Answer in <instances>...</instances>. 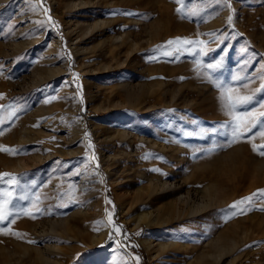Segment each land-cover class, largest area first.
Returning a JSON list of instances; mask_svg holds the SVG:
<instances>
[{"label": "rangeland", "instance_id": "1", "mask_svg": "<svg viewBox=\"0 0 264 264\" xmlns=\"http://www.w3.org/2000/svg\"><path fill=\"white\" fill-rule=\"evenodd\" d=\"M229 3L195 0L185 10L202 14L181 18L174 0H0V146L17 150H0V173L18 177L13 190L29 199L16 203L35 217L0 223V264H38L33 256L54 243L51 256L63 264H202V255L264 264V156L253 150H264V0ZM176 38L193 43L167 44ZM213 81L253 97L237 110L252 115L236 142ZM134 87L143 91L132 100ZM80 117L86 124L73 138ZM158 174L157 204H175L169 223H137L138 209L150 206L135 195ZM209 181L216 197L190 214L193 200L207 203ZM95 198L99 210L89 204ZM46 220L56 222L53 234H41ZM101 220L108 231L94 242ZM143 237L182 247L154 257Z\"/></svg>", "mask_w": 264, "mask_h": 264}, {"label": "bare ground", "instance_id": "2", "mask_svg": "<svg viewBox=\"0 0 264 264\" xmlns=\"http://www.w3.org/2000/svg\"><path fill=\"white\" fill-rule=\"evenodd\" d=\"M72 5V4H71ZM75 5V4H74ZM120 37V36H119ZM110 39V37L106 36L104 39H102V41H99L98 44L100 45V49L103 47V44H105V42H107L108 40ZM127 39V38H126ZM120 41V40H119ZM114 42V41H113ZM118 42V41H117ZM124 43V38L121 37V41L119 42L120 45H122ZM110 45V44H109ZM118 45H113V47H108V52L112 55V57H115L117 58L116 61H118L120 58L117 57L116 55L114 56V52L116 51V47ZM104 48V47H103ZM105 49V48H104ZM117 53V52H116ZM127 57H125L124 59H126ZM124 60H121L120 63L122 64ZM107 63V62H106ZM107 65V64H106ZM54 70V69H53ZM52 73V72H51ZM125 84V83H124ZM129 84V83H128ZM140 84V83H139ZM131 85V84H130ZM129 87V85L127 86ZM136 88L137 87H140V85L137 84V86H135ZM132 90V88L130 89V91H127V94L128 96H131V99L134 100V98H132L134 94H136L134 91H135V88ZM126 89V87H125ZM140 89V88H138ZM146 89V88H145ZM129 90V88L127 89ZM138 91H143V90H138ZM141 92H139V94H141ZM127 96V95H126ZM137 96V97H138ZM127 99V98H126ZM129 99V98H128ZM127 99V100H128ZM138 99V98H137ZM125 101V99H124ZM132 102V101H131ZM137 105V104H136ZM43 107V106H41ZM32 118V117H31ZM99 123L97 120H95V126H99ZM86 122H85V119L83 117H80L77 121V124L74 128V132L75 134H73V136L71 135V137L73 138H76L78 137V135H82V130L85 126ZM72 128V129H73ZM83 140V139H82ZM82 145V144H81ZM164 145V144H163ZM175 149V146L172 148V150ZM240 153V152H238ZM238 153H236L237 157H238ZM233 154V153H232ZM234 157V155H232ZM231 157V156H230ZM236 157V159H238ZM39 158V157H38ZM234 161V160H233ZM245 174V173H244ZM243 175V174H242ZM239 176V175H238ZM196 177L194 176V170H191V173H189V175L186 177V180L191 184H193V182L195 181ZM239 179V178H238ZM150 181V180H149ZM146 184V183H145ZM160 184H164L160 178V174L157 175V179L156 180H152L151 179V182L147 185H145L144 188H142L140 191V193L136 194L135 195V202H138L139 204L141 203H148V205L150 206V209H144V208H141V209H138V211L136 212L135 216H134V219L136 220L137 223H142V222H145L146 224L148 225H152V226H156V227H159V226H166L168 223H169V217H170V214H171V210L170 208L174 207L175 204L174 203H165L166 205L161 207L159 204H157V201L159 200V197H160V194H154L157 190H158V186ZM256 186V185H255ZM170 188V187H169ZM250 189V187L248 188ZM247 189V190H248ZM219 191V186H217L214 182H211L209 181L207 183V185H205V187L202 189L201 192H203V195L205 197L204 200H207V203H198V202H194V200L192 201V205L190 206L191 209V213L192 214V211L193 212H198V211H202L203 209L207 208L210 203H208L210 200H213L215 197H216V193ZM246 191V190H245ZM139 192V191H137ZM175 193V191H174ZM187 193V192H186ZM243 193V192H242ZM241 193V194H242ZM246 193V192H245ZM244 193V194H245ZM135 194V193H134ZM185 194V193H184ZM195 194V193H194ZM247 194V193H246ZM201 195V194H200ZM185 196V195H184ZM182 196V197H184ZM245 196V195H244ZM133 197V196H132ZM179 197V195L177 196V198ZM203 196H201L202 198ZM241 198V197H240ZM239 198V199H240ZM176 199V198H175ZM183 199V198H182ZM199 199V198H198ZM231 197H227V196H223L222 198L220 197L219 200H221V203H226V201L230 200ZM100 200V199H99ZM99 200L98 198H95L93 201H91L89 204L90 206L96 208L97 210L101 209V206H98L99 205ZM174 200V199H173ZM184 201V200H183ZM182 201V202H183ZM200 201V200H199ZM169 202V201H167ZM171 202V201H170ZM220 202V201H219ZM230 202V201H228ZM97 204V206H96ZM179 205V204H178ZM177 207H180L178 206ZM188 205V204H187ZM90 208V207H89ZM183 208V207H182ZM185 208H186V205H185ZM242 208V207H241ZM175 209V207H174ZM180 209V208H178ZM177 209V210H178ZM188 209V208H187ZM182 210V209H180ZM179 210V211H180ZM175 212V210H172ZM184 211V210H183ZM182 211V212H183ZM187 211V210H186ZM173 213V212H172ZM188 213V212H187ZM93 214L94 216L97 214L95 213H91ZM90 214V215H91ZM180 214V213H179ZM184 215V214H183ZM171 217H174V216H171ZM176 217V215H175ZM245 217H243L244 219ZM242 220V218H240ZM264 221V220H263ZM241 222V221H240ZM245 222V221H244ZM101 223V226L99 228L98 231H95L93 234H91V239L92 241L96 242L98 239H100L107 231H108V227H109V224L104 222L103 220L100 221ZM237 223V222H236ZM251 223H254L251 221ZM233 224V223H232ZM231 224V225H232ZM43 227L41 229V234L43 235H48L50 233L53 234V232L55 231L56 232V228H57V224L56 222H54L53 220H46L43 222ZM252 225V224H251ZM228 226V225H226ZM242 238H241V242L244 243L245 240H247V228L248 226L247 225H244L242 227ZM67 229V228H66ZM237 229V228H236ZM78 232V231H77ZM226 231H222L220 233V235L224 238L227 237V233H225ZM79 233V232H78ZM81 233V232H80ZM40 234V236H41ZM179 236V235H178ZM223 240V239H222ZM221 240V241H222ZM226 240V239H225ZM53 241V240H51ZM143 241L147 247V249L150 251L149 253H151V255H153L154 257H157L159 256V253L161 252H165L167 249L169 248H180L182 247V244H179L177 243L176 240H170V241H164V240H161L159 239L158 242L156 241V243H154V239L152 238H149V237H143ZM214 241V240H213ZM218 241V240H217ZM229 241V240H228ZM223 243V241H222ZM221 243V244H222ZM238 243V242H237ZM213 244V242H212ZM54 247V248H53ZM53 247L51 246H47L45 247L44 249H42L41 251H39L37 254H35L34 259H36L35 261H37L38 264H53L52 262H55L57 264H63L61 263V261L57 258H52L51 256V253H54L55 250H58L59 247H57V245L54 243L53 244ZM32 248V247H31ZM221 249H229L230 247L228 245L225 246V244H223V246L220 247ZM213 249V248H212ZM54 250V251H53ZM220 251H223V250H220ZM208 253V252H207ZM219 253V252H218ZM217 253V255H218ZM216 254V253H215ZM208 255V254H207ZM205 256V255H204ZM202 255V257H197V260L200 261L202 260V264H214L212 261H209L207 260L205 257ZM215 256V255H214ZM219 256V255H218ZM193 261L195 262L196 260L193 259ZM34 264H36L34 262ZM197 264V263H196Z\"/></svg>", "mask_w": 264, "mask_h": 264}, {"label": "snow or ice", "instance_id": "3", "mask_svg": "<svg viewBox=\"0 0 264 264\" xmlns=\"http://www.w3.org/2000/svg\"><path fill=\"white\" fill-rule=\"evenodd\" d=\"M174 2L178 5L176 11L177 14L181 18H186L189 14L191 15H198L202 14L201 12L193 9L185 10L186 5L189 3H193L195 5V0H174ZM201 4L206 3V0H200ZM225 3H228V6L230 7L229 0H225ZM206 10V9H204ZM130 14V13H129ZM228 23H232V17L230 16L228 19ZM193 41L188 40L187 38H176L174 41L170 40L167 42V44L172 45H181V44H192ZM197 43H203V42H197ZM170 53H165V55H169ZM199 63V62H198ZM208 69L215 70L221 67V64L218 62L216 64H208L206 65ZM183 79V77H181ZM209 79H211L209 75ZM215 87L220 89V95L218 97V100L220 102V105L223 110H225L226 114L232 118L231 123V136H232V142H236L241 139L243 136V131L241 130L243 128L244 131H250V127H248L244 121L246 120V117H250L251 113L241 114L237 110L238 108L242 107L245 104H248L251 102L253 97L251 96H241V95H233L234 91H236L233 88L230 87H222L220 84L213 81ZM262 90H264V86H262ZM10 115H15V113H10ZM261 115H264L262 113ZM252 126H255L253 124ZM221 127L227 128L229 127V124L226 122L221 125ZM215 131V130H213ZM261 135H264V132H261ZM264 147V146H262ZM0 150L8 152L9 154H16L15 149L7 148L4 146H0ZM253 150L257 151L261 156H264V150H261L260 148H257L256 145H253ZM154 171H158V169H154ZM7 178V179H5ZM0 183L6 184L8 187L0 188V223H4L5 221H8L9 223H15V219L19 217V215H27L32 218H35L32 216L31 211L27 210L26 208L18 205L16 202H23L28 201L29 197L25 193L23 195H17L15 191L13 190L15 187L19 185V179L18 177L14 176L10 173H0ZM259 194L261 196H264V190H260ZM257 194H253L255 196ZM252 197H246L243 198L240 201L235 202L233 205L230 206V208L236 209L237 205L245 204L251 202ZM110 203V201H108ZM251 210L244 209L242 211ZM264 210V209H261ZM37 211H41L37 209ZM236 213L233 212L232 215H235ZM11 218V220L9 219ZM231 218V217H228ZM0 232H6L5 229L0 228ZM31 242V241H30ZM139 258H137L138 260Z\"/></svg>", "mask_w": 264, "mask_h": 264}]
</instances>
